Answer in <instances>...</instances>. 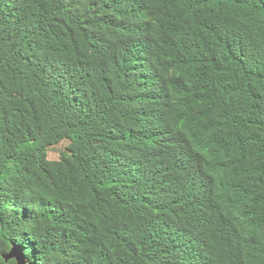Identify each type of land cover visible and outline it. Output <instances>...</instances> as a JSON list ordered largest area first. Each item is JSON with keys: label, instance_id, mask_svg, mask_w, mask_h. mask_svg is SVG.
I'll return each instance as SVG.
<instances>
[{"label": "trees", "instance_id": "16d2710c", "mask_svg": "<svg viewBox=\"0 0 264 264\" xmlns=\"http://www.w3.org/2000/svg\"><path fill=\"white\" fill-rule=\"evenodd\" d=\"M16 251L264 264V0H0V264Z\"/></svg>", "mask_w": 264, "mask_h": 264}, {"label": "rangeland", "instance_id": "374dc122", "mask_svg": "<svg viewBox=\"0 0 264 264\" xmlns=\"http://www.w3.org/2000/svg\"><path fill=\"white\" fill-rule=\"evenodd\" d=\"M70 146H71V142H65L60 146L52 148L50 151V161H52V162L60 161L62 154L64 152H66ZM17 255H20V253H17ZM17 258H18V262L20 263L21 255H20V257L17 256ZM11 260H15V259H11ZM15 261L17 262V260H15ZM18 262H17V264H18Z\"/></svg>", "mask_w": 264, "mask_h": 264}, {"label": "water", "instance_id": "95a60500", "mask_svg": "<svg viewBox=\"0 0 264 264\" xmlns=\"http://www.w3.org/2000/svg\"><path fill=\"white\" fill-rule=\"evenodd\" d=\"M17 254L15 253V252H13L11 255H9L8 257H7V261H9V260H11V259H15V260H17V262H18V258H17V256H19L20 257V255H17ZM20 263L18 262V264H26V262H25V259L21 256V258H20Z\"/></svg>", "mask_w": 264, "mask_h": 264}, {"label": "clouds", "instance_id": "9594fccd", "mask_svg": "<svg viewBox=\"0 0 264 264\" xmlns=\"http://www.w3.org/2000/svg\"><path fill=\"white\" fill-rule=\"evenodd\" d=\"M15 253L17 254V253H20V252H17V251H16ZM20 255L22 256V253H20ZM22 257H23V256H22ZM25 262H26V261H25Z\"/></svg>", "mask_w": 264, "mask_h": 264}]
</instances>
